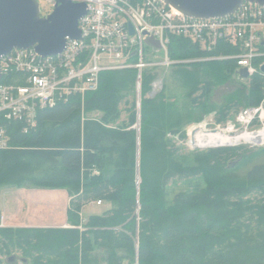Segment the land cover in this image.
<instances>
[{"label":"trees","instance_id":"16d2710c","mask_svg":"<svg viewBox=\"0 0 264 264\" xmlns=\"http://www.w3.org/2000/svg\"><path fill=\"white\" fill-rule=\"evenodd\" d=\"M167 51L170 60L195 61L172 67L191 87L188 96L193 105L205 107L214 86L213 78L204 82L193 79L203 70H210L211 76L216 72L218 79L232 74L247 82V89L239 93L245 106L231 99L229 108L216 113L219 119L240 107L258 106L264 99L262 75L240 80L235 60L203 61L235 56L238 47L218 42L206 52L188 39L171 37ZM262 61L259 58L253 64L258 68ZM135 79V70L103 72L98 89L86 94L83 102L74 98L68 104L41 110L35 130L23 134L21 124L6 126L11 149L16 150L0 151V182L2 178L10 182L13 169L25 168L23 176H13V185H19L14 187L65 190L72 228H0V264H8L11 256L16 258L15 264H85L95 251H102L108 264L123 260L130 264H264V163L253 165L240 179L228 166L237 165L247 152L220 147L196 153L194 165L183 164L171 137L183 140L185 134L177 130L166 102L156 104L148 99L141 101L136 161L137 135L130 129L134 105L120 94L124 89L132 94ZM16 80L11 76L2 83ZM196 93L199 96L193 97ZM123 102L128 113L126 126L106 129L105 125L119 118ZM82 109L102 113V120L82 121ZM110 166L113 170L105 177L103 172ZM198 177L204 183L202 189L179 192L166 200L165 189L171 181ZM96 201L109 208L89 216L82 225V208ZM118 253L127 256L118 257Z\"/></svg>","mask_w":264,"mask_h":264},{"label":"built area","instance_id":"2783aa9c","mask_svg":"<svg viewBox=\"0 0 264 264\" xmlns=\"http://www.w3.org/2000/svg\"><path fill=\"white\" fill-rule=\"evenodd\" d=\"M45 1L53 8L54 0ZM75 2L86 5V14L78 22L79 40L67 39L64 50L55 56L41 57L33 48H29L14 49L1 57L0 151L11 149L8 124H21L23 134L35 130L37 114L41 110L68 104L74 98H80L83 102L86 94L98 89L99 76L103 72L135 70L136 106H139L140 86L147 69L166 70L195 62L170 60L167 47L171 37L188 39L206 52L211 51L218 42L238 47L239 53L235 56L203 61L233 59L237 70L247 69L249 77L260 74L259 67L264 63V50L259 49L264 47L261 45L264 41V6L245 2L233 15L195 19L184 16L163 0ZM129 25L133 34H130ZM148 37L157 41L160 48L148 46L145 42ZM158 54L161 57L156 60L155 55ZM259 58L263 61L256 68L253 62ZM11 76L18 80L2 83L4 78ZM161 88L162 82L157 80L152 93H158ZM235 122L246 130L260 122L264 129V99L258 106L240 110ZM216 130L224 131L219 127L210 131ZM97 174L94 171V175ZM93 204L99 206L101 202Z\"/></svg>","mask_w":264,"mask_h":264},{"label":"rangeland","instance_id":"374dc122","mask_svg":"<svg viewBox=\"0 0 264 264\" xmlns=\"http://www.w3.org/2000/svg\"><path fill=\"white\" fill-rule=\"evenodd\" d=\"M41 16H46L52 10L51 5H49L45 0H38ZM156 60H159L161 54L155 55ZM219 58V57H215ZM155 59V58H153ZM220 61V60H216ZM133 69H125V70H115L112 72H121ZM145 75L143 76V80L140 86V102L139 106H136V92L134 91L132 94H128V92L124 89L120 92L123 99L129 100L130 103L133 102L134 105V123L130 126V129L134 130L137 135V144H136V161L139 155V130H140V108L142 99L154 100L156 104L160 101L166 102L167 109L173 115V122H175L177 130H179L182 134H185V139L180 140L178 136L171 137L172 141L176 145L179 150V155L177 156L178 160L181 161L185 165H194L193 156L198 152H203L209 149V145L203 139V132H207L216 128H220L225 131V133L230 130L235 132L236 134H242L244 132H259L263 129V124L260 122H256L254 125L249 126L246 130L244 126H239L235 122V117L237 113H229L226 119H219L217 114L222 109L229 108V101L231 99L238 100L239 103L245 106L243 101H240L241 91L247 89V82L239 81L237 77L234 75H230L229 77H220L219 79L216 72H212V76L210 75V70H203L196 76H194V80L198 82H204L206 80H211L213 78L214 86L210 89V93L207 96V100L205 101V107L199 106L198 104L193 105L191 103V97L188 96L191 87L188 86L183 79H181L178 74L173 71V68H169L166 70H160L157 68H149L145 71ZM188 79V78H187ZM162 82V88L158 93H152V89L156 81ZM147 83V84H146ZM135 86V82H134ZM145 91V92H144ZM160 95V96H159ZM159 96V97H158ZM199 96L197 93L194 94L193 97ZM154 98V99H153ZM204 99V98H202ZM199 103H202V100H198ZM202 101V102H201ZM125 102L120 106V116L119 118L111 122L110 125H105L106 129L116 128L118 126H126L128 120V113L125 112ZM233 110V109H232ZM231 112V111H230ZM102 113L100 112H86L82 109L81 112V120H87L92 122H99L102 120ZM114 123V124H113ZM234 126V127H233ZM233 128V130L231 129ZM246 130V131H245ZM240 144V145H239ZM198 145V146H197ZM238 145V146H237ZM198 147V148H192ZM222 147V146H220ZM224 147H234V146H224ZM235 147H239L242 150L247 152V157L242 161L237 163L234 167L231 168V174L234 176L243 179L247 173V171L256 164L264 163V144L260 146H253L248 143L238 142ZM201 148V149H200ZM207 148V149H205ZM16 150V148H12L11 150ZM22 150V149H17ZM108 156V155H107ZM105 156V158L107 157ZM111 161L115 160V155H110ZM230 162H233L230 161ZM107 171L103 172L105 177L111 174V170H113L112 166L106 168ZM137 171V169H136ZM25 173V168L13 169L11 171V181H4L2 178V182H0V215H4V213H11L18 208L24 207H33L36 203L39 206H35L37 214L36 218L38 220H45L47 222L53 221L54 223H63L67 219V192L63 189H52V190H26L29 189L23 185L22 187H14L19 185H13V176L17 177ZM94 173V172H93ZM23 176V175H22ZM9 180V179H8ZM139 177L138 172H136L135 185L138 188L139 186ZM204 187V183L201 178H195L191 180H187L184 182L179 181H171L169 185L165 189V198L170 201L173 196L179 192L183 193H191L196 192ZM51 204L49 206L48 204ZM108 204H102L100 206H95V204H87L81 210V217L83 219V224L92 215H101L103 211L108 208ZM40 208L43 209L40 210ZM2 221L0 220V223ZM5 229L7 227H0ZM72 226L68 224L65 227L60 228H52V229H71ZM80 230L82 226L78 227ZM14 229V228H12ZM119 256H127L123 253H118ZM85 264H108L106 261V255L101 251H95L91 255V261ZM121 264H130L128 260H123Z\"/></svg>","mask_w":264,"mask_h":264},{"label":"water","instance_id":"95a60500","mask_svg":"<svg viewBox=\"0 0 264 264\" xmlns=\"http://www.w3.org/2000/svg\"><path fill=\"white\" fill-rule=\"evenodd\" d=\"M163 1L184 16L195 19L224 18L233 15L245 2L264 6V0ZM85 14L86 5L75 0H54V6L46 16L40 15L36 0H0V59L14 49L33 48L41 57L60 54L67 39H80L78 22ZM129 31L133 34L131 25ZM145 42L150 47L160 48L158 42L151 37L146 38ZM261 45H264V41ZM259 72L264 75V63L259 67ZM236 74L240 80L249 78L245 68L237 70ZM1 79L0 71V81ZM235 163L228 167H234ZM7 262L15 264L16 258L11 256Z\"/></svg>","mask_w":264,"mask_h":264},{"label":"crops","instance_id":"0c3cea01","mask_svg":"<svg viewBox=\"0 0 264 264\" xmlns=\"http://www.w3.org/2000/svg\"><path fill=\"white\" fill-rule=\"evenodd\" d=\"M26 190H41V189H26ZM68 204H69V197L67 199V210H68ZM48 205L51 206L50 203ZM35 206H39V205L35 203L33 207L29 206V207H24V208H18L16 206V209L12 211L11 213L9 212L8 214L4 213L5 216L0 215V220L2 221L3 227L34 228V229H40V228L49 229L50 228L52 229V228L65 227L69 224V221H67V219L63 223H54L53 221L47 222L45 220H38L36 218L37 210L36 208L33 209ZM40 210L43 211L42 208H40Z\"/></svg>","mask_w":264,"mask_h":264},{"label":"bare ground","instance_id":"6f19581e","mask_svg":"<svg viewBox=\"0 0 264 264\" xmlns=\"http://www.w3.org/2000/svg\"><path fill=\"white\" fill-rule=\"evenodd\" d=\"M203 139L210 147L235 146L239 141L253 146L264 144V129L259 132L235 134L233 131H207L203 132ZM198 146V145H197Z\"/></svg>","mask_w":264,"mask_h":264}]
</instances>
